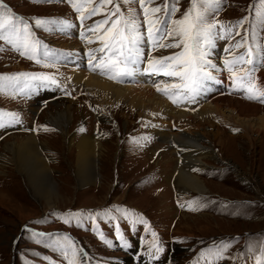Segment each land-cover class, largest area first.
Here are the masks:
<instances>
[{
    "label": "rangeland",
    "instance_id": "obj_1",
    "mask_svg": "<svg viewBox=\"0 0 264 264\" xmlns=\"http://www.w3.org/2000/svg\"><path fill=\"white\" fill-rule=\"evenodd\" d=\"M0 3L31 26L34 38L44 46L41 52L47 50L55 57L54 60L42 59L41 63H36L39 56L28 59L0 40V74L44 73L54 75L57 81V85H50L48 90L37 87L31 91L24 89L26 94H21L20 89L24 88V81L27 80L21 77L18 86H8L0 91V123L5 125L0 127V161L5 156L10 158L5 146L13 136H33L47 144L41 156L52 167L46 180L49 182L43 185V190L38 189L37 194L27 187L11 158V162H0V171L5 172V175L0 174V264H69L60 251L53 250L56 242L65 235L75 242L76 249L79 245L87 250L84 258L81 253L78 258L69 253V259H77V264L79 259H84V264H116V257L122 255L117 246L128 241L127 232L119 231L123 236L121 241L117 238V232L104 231L101 226L107 218L105 212L118 220L133 217L143 222L144 219L151 221L153 227L148 231L150 234L155 232L156 237L144 236L139 254L147 252L150 256H158V259H154L156 264H257L256 257L260 252L256 251L253 255L250 249L264 247V125L260 126L264 111L255 116L259 121L255 126L259 127L262 134L259 138L252 134L249 138L235 124L232 126L225 121L219 122L212 114L208 115L206 121L213 127L206 130L209 139L205 138L202 142L207 147L211 146L214 153L212 156H203L202 168L192 170L194 175L205 181L208 193L192 191L180 195L175 187L173 177L176 171L173 166H176L175 158L181 159L177 149L183 143L173 136H170L172 139L161 137L154 128L158 130L159 124L164 122L169 124L164 125V128L171 133L193 130L198 119L193 117V125H190L186 119L174 121L172 116H162L157 110L141 114L142 109L112 95L105 97L102 102L104 97L98 96L90 88L85 89L81 86L82 82H77L75 68L68 65L74 62L77 55L84 60L88 52L103 56L107 64V52L97 50L104 48L111 40V34L105 35L111 27V20L103 26H98L97 22L109 19V14L118 4L125 16L129 15L130 9L135 10L134 17L139 23L142 40L136 46L141 55L140 69L147 68L145 66H149L150 61V66L157 69L156 62L161 61L162 57L174 56L182 51V47L161 45L175 42L167 32L180 27L173 22L183 19L192 0H151L150 3L145 0V8L160 9L155 14L149 12L148 16L154 22H163V26L160 25V35H163L160 43L155 40L156 37L159 39L155 35V26L152 41L149 42L148 25L145 24L139 0H112L111 4H105L104 0H75L80 12L75 11L68 0H0ZM92 8L98 9L94 15L90 14ZM261 12H264L261 0H219L209 12L207 22L216 25L215 35L202 50L207 61L212 58L206 67L212 86H208L207 95L198 90L206 104L225 96L264 107V103L259 100L247 98L249 89L253 90L251 94L257 95L264 91V22ZM82 14L88 18L81 21L79 17ZM34 18L55 23L47 29L36 27ZM242 19L244 23L237 24ZM62 24L64 27H60ZM237 42L243 46L237 48ZM75 45L78 52L72 49ZM152 45L154 50L148 51ZM207 45L215 47L211 57L206 55ZM250 48L252 54H249ZM63 52L72 54L65 56ZM245 55L247 60L254 58L257 65L247 63L246 59L236 62L237 57ZM221 56L226 59L213 58ZM161 63L165 66L159 68L158 72L151 71L157 78L138 81L137 88H152L153 93L163 100L166 96L158 94L157 88L166 89L165 101L173 109L184 110L176 105L180 97L173 93L186 95L184 85L188 81L182 79L175 83L173 80L177 76L163 74L166 70L177 71V61ZM46 64L54 66L46 67ZM81 70L87 71L83 66ZM92 71L95 70L91 69L89 73ZM100 72L98 70L97 74ZM220 75L225 76V79L221 80L223 77ZM126 79L124 83L135 84L129 77ZM170 96L172 99H169ZM198 107L200 105L190 106L189 109L194 114ZM64 108H69L73 115L62 126L67 129V136H72L78 143L82 134H86L101 142L103 147L99 158L100 177L86 182L84 186L76 179L73 149L67 147L64 135L56 123L50 120L52 117L57 118L56 113ZM152 116L156 122L150 120ZM81 128L84 130L80 131ZM214 133L216 138L223 135L222 144L214 139ZM172 150L173 154L169 153ZM159 156H162L161 161L156 163ZM2 162L6 169L1 165ZM53 184L54 191L59 192L55 199L57 207L48 208L42 196L53 191ZM1 192L7 194L11 201ZM78 210L85 215L89 211L93 215L97 210L101 212L95 230L89 220H85L83 226L63 222L68 212L75 213ZM175 229L183 234L176 235ZM37 233L43 235L37 237ZM101 234L111 240L112 245L116 243L108 246L100 238ZM137 238L133 237L139 243L140 238L139 241ZM37 239L42 242L37 243ZM170 243L174 246L171 247ZM225 245H228L225 251H217ZM156 246L163 247V252H157ZM173 249L176 250L173 252ZM126 263L127 260H119V264Z\"/></svg>",
    "mask_w": 264,
    "mask_h": 264
},
{
    "label": "bare ground",
    "instance_id": "obj_2",
    "mask_svg": "<svg viewBox=\"0 0 264 264\" xmlns=\"http://www.w3.org/2000/svg\"><path fill=\"white\" fill-rule=\"evenodd\" d=\"M76 46L77 45H75V47L72 48L74 52H78V47ZM214 51H215L214 46L207 45L206 55L208 57L214 54ZM64 53L65 52H63V54ZM242 53L245 54V51H242ZM59 54L61 55V53ZM96 54L94 53L90 54L88 52L86 54V58H88L89 61L85 65H83L84 60H82L79 55L74 57L75 58L74 62L68 63V65L71 68H75L74 74H75L76 79H78L77 82L79 83L82 82L81 86H83L85 89L90 88L93 91H95V93H97L98 96L104 97L102 99V102L105 101V97L112 95L113 97L117 99L120 98V99L126 100L129 104L137 107L138 109H142L141 114H144V113L147 114L148 110L149 111L157 110V111H160V114H162V116L163 115H165L166 117L172 116L174 121L178 119H182V118L186 119L190 125L191 124L193 125L192 123L193 117L198 119V123L195 124V127H193V130H184L181 132L171 133L170 130L168 129L166 130L164 128L165 127L164 125H169L164 122H161L159 124V127L161 129L159 128L158 130H156V128H154V130L157 131V133L161 135V137H164L166 139H172L170 138V136H173L174 138H177L179 142L183 143V145L181 144L180 146L178 145L179 147L177 146L178 147L177 151L181 159H179V157L178 159L175 158L176 166L175 167L173 166V170L176 171L175 176L173 177L175 178V182H176L175 187H176V191L180 195H184V194L187 195L189 194V192H192V191L208 193L205 181L201 180L200 177H197L196 175L192 173V170L203 167L204 165L203 156L204 157L212 156V153H214L213 149L210 148L211 147L210 143H209L210 147H207L202 142L203 140H205V138H208L207 137L208 133L206 130L208 128L213 127L212 126L213 124L210 125L206 121L207 119L206 117L208 115L212 114L213 116H215V119L219 120V122L225 121L224 123L227 122L228 124H232V126L235 124L234 126L240 127L241 130H243V135H247L248 137L251 134L255 135V137H258V138L261 137L262 135L260 130H258L259 127L256 128L255 126L257 122L259 123L257 117L255 116H257V114L260 111H264V107L262 106L248 103V102L242 101L234 97H225V96L219 97V95H218L219 98L215 99L213 103L210 102L209 104H206L204 102V99L201 97L199 93L195 95L194 99L185 98L186 95L181 94V93H178V94L173 93L174 95H177L178 97H180L179 99L180 101L176 105L179 107L185 108L184 110L173 109L170 106L171 104L169 105L166 102L167 101L166 100L167 99L166 89H160V91L157 92L158 94H162L163 96H166V98H164L163 100L159 95L153 93L152 88H149V87L148 88L143 87V89L137 88L138 81L148 80V78H151L152 80L154 78H157L155 77L154 73H151V71H145L146 69H153L154 66L151 67L149 64V66H145L147 68L140 69L142 67L140 63L141 61H139L141 58V55H139L136 58L135 63H133V66L130 64L129 67L132 69L131 75H127V76L120 78L117 74L118 69H113L111 71L107 70V67L109 65V59H108L109 56L107 57V64H106L105 63L106 61L104 62V59L102 58L103 56H98ZM105 54L107 55L108 53H105ZM221 57L225 58L223 56ZM213 58H216L218 60L219 57H213ZM211 59L212 58H210L209 61L207 62H212ZM244 59L247 60L246 55ZM70 64H73V65H70ZM121 65L124 66L123 64ZM82 66L87 71L81 70ZM97 66H99V68H97ZM155 67L159 71L160 67L158 65H155ZM101 68H105V71L97 74V71L98 70L101 71ZM91 69L95 70L91 72L94 74L89 73V70ZM180 70L181 69L178 68L177 71H180ZM204 71L206 72V68L204 69ZM128 77L135 84L124 83L125 79ZM209 79H210L209 77H205L201 80L199 84V90L201 94H204V95L208 94V86L209 87L212 86L211 85L212 83L209 81ZM178 80H182V77L177 76L175 77L173 81L176 83ZM160 83H162V81ZM159 86H161V84ZM196 105H200V107L197 108L198 111L196 113L192 114L191 113L192 109L190 111L189 108L190 106L195 107ZM56 115L58 116L57 118L52 117L50 118V120L53 123H56L57 127L60 129V132L64 135V142L67 145V147H71V149H73L72 158H74V162H75L74 167H75V175H76L77 181L79 182L81 186H84L86 185L85 184L86 182L89 183L90 181L92 182V180L98 179V177H100L99 158L102 155V151H103L101 142L93 139L91 136L82 134V136L78 140V143H76L72 136H67V132H68L67 129H63L62 127L64 121L66 119L67 120L70 119L73 116L70 109L64 108L58 111ZM154 118L155 117L151 118L150 120L152 122H156ZM103 119H105V116ZM263 125H264V117L260 118V126H263ZM215 126H217V124H215ZM231 138H234V137H232L231 135ZM214 139L215 140L217 139L218 144H222L224 142L223 135L222 136L220 135V137L216 138V135L214 133ZM46 145L47 144L42 143L41 141L37 140L33 136H27V137L13 136L12 140H10L9 143L5 146L7 148L6 150L10 152V158L15 164V169L17 170L18 173H20L23 176L27 187L35 190V193L37 194H39L38 189L43 190V185L49 182V181L46 182V180L48 178L49 172L52 170V167L46 164L44 158L41 156V151L44 148H47ZM173 150L169 153L173 154ZM210 150L211 152L207 153V151H210ZM205 152L207 153L206 155L204 154ZM217 154L219 156V153ZM10 158L5 156L4 159L2 158L1 161L6 162L7 160H9L11 162ZM161 158L162 156H159L157 158L156 163H159L161 161ZM3 162L1 165L6 169L7 167L4 165ZM2 173H4L5 175L4 171H0V174ZM8 176L9 174L7 175V177ZM54 186L55 185L53 184V191L51 193H47L44 196H42L46 199L48 208L57 207L55 204V199L58 197L59 192L58 190L54 191L55 189ZM3 194L4 193L1 192V195ZM7 196H8L7 194H4V197H6L9 200ZM185 215L186 214L184 212L183 216ZM175 232H176V235H178L179 233L183 234L179 229L177 230L175 229ZM135 247H139L137 242H135ZM134 252H135V255H137L136 251ZM138 258H142V256L139 255ZM130 259H132V257L128 256V257H123L122 259H120V261L127 260V263H128Z\"/></svg>",
    "mask_w": 264,
    "mask_h": 264
},
{
    "label": "snow or ice",
    "instance_id": "obj_3",
    "mask_svg": "<svg viewBox=\"0 0 264 264\" xmlns=\"http://www.w3.org/2000/svg\"><path fill=\"white\" fill-rule=\"evenodd\" d=\"M141 9L144 11L145 15V24L148 25V38L149 42L153 38V29L155 26V35H160L162 28L160 25L162 21H153L148 18L149 12L155 14L160 11L159 8H145V0H139ZM150 3L151 0H148ZM219 0H192L189 10L185 13L182 20L174 21V25H179L180 27L173 28L169 32V37L172 38L175 42L169 43L166 45H161V47H176L181 48L182 51L177 53L174 56L162 57L161 61H177L176 67L181 69L180 71H164L165 76H181L182 79L188 81L184 87L187 89L186 97L188 99H194L195 95L198 94L199 84L201 80L205 77L210 78V74L205 72L204 69L207 67L208 62L205 59V53L203 52V47L205 44H210L212 42V37L215 35L214 29L215 24L207 22V17L209 12L214 9ZM68 3L71 4L75 11L80 12V7L77 6L75 0H68ZM105 4H111L112 0H104ZM261 3L264 4V0H261ZM168 10V9H166ZM98 9H90V14L94 15ZM171 11V10H169ZM119 13V15H117ZM135 10L130 9L129 15L125 16L121 13L120 7L117 4L113 11L109 14V19L98 21V26H103L109 23L111 20V27L106 30L105 35L111 34V40L105 45L104 48L98 49L97 51L104 52L106 51L109 54V65L107 67L108 71L113 69H118V76L120 78L131 75L132 69L129 67L130 64L135 63L136 58L140 55V50L136 47L137 43L141 40V32L138 21L134 17ZM262 22H264V12L260 13ZM112 16H115V19H111ZM81 21L88 18V16L81 15L79 17ZM36 27L48 28L52 25L53 21H47L41 18H34ZM246 19V18H244ZM244 19L237 21V24L242 25ZM92 30V29H90ZM83 35V34H82ZM239 35V33H237ZM103 39L104 37H100ZM247 39V38H245ZM0 40L4 41L8 45H11L13 50L18 51L21 56L27 57L28 59H33L36 56H39V59H36V63H41V60H54L55 57L52 53L47 50L40 51L44 46L42 42L34 38L31 26L24 21L23 18L14 16L11 13L10 9H7L5 5L0 3ZM91 43V41H89ZM243 45L237 42L236 47L240 48ZM249 54H252L251 48L249 49ZM254 55V54H253ZM183 58L178 60L177 58ZM244 57H237V61H242ZM157 61L156 63L160 68H163L165 65ZM152 61H150L151 65ZM228 64V61H225ZM247 63H254V58L247 60ZM123 64L124 67L120 68L119 66ZM46 67H53L54 64H46ZM169 68L172 65H168ZM101 71L104 72L105 68H101ZM145 71H157L158 69H146ZM26 77L27 80L24 81V88L20 89L21 94H26L24 89L29 91L34 90L37 87H48L50 85H57V81L54 75L44 74V73H16V74H0V91H3L8 86H18L20 83V78ZM173 87H179V85H173ZM160 91L159 88H157ZM252 89H249L250 94L248 99L250 100H259L261 103H264V91H260L259 94H251ZM169 99H172L170 96ZM175 103L176 101L173 100ZM18 122V121H17ZM3 123H0V127H4ZM84 129L81 128L80 131ZM234 131H238L235 129ZM194 203V202H193ZM192 206L191 204L189 205ZM119 211V208H117ZM107 214V212H105ZM101 215V212L97 210L95 214L91 211L87 215L83 211L78 210L77 212H68L66 218H63V222L66 224L75 223L77 226H83L85 220L92 222L93 230H95V224L97 217ZM40 235L37 233L36 236ZM152 236L155 238L156 233L153 232ZM100 238L108 246H113L112 241L100 235ZM117 238L123 241V236L119 233L117 228ZM37 243H41L40 239L36 240ZM124 247H129L130 245L127 242H123ZM228 245H225L222 249L217 250L225 251ZM54 251H60L63 259L68 260L69 264H77V259H69V253H72L73 257H79L82 250L75 248V242L71 241V238L64 236L62 240L56 242V246L53 248ZM163 247L156 246L157 252H163ZM256 251L260 252V255L256 257L257 264H264V247L256 246L253 249H250V252L255 255ZM223 258V257H221ZM47 259V258H46ZM86 259V258H85ZM151 259H158V256H150ZM79 264H84V259H79Z\"/></svg>",
    "mask_w": 264,
    "mask_h": 264
},
{
    "label": "crops",
    "instance_id": "obj_4",
    "mask_svg": "<svg viewBox=\"0 0 264 264\" xmlns=\"http://www.w3.org/2000/svg\"><path fill=\"white\" fill-rule=\"evenodd\" d=\"M222 57H219V59H221ZM107 221V229L111 230V231H115V228H114V220H106ZM132 227V226H130ZM136 235L140 236L141 235V232L140 233H136ZM129 263V262H128Z\"/></svg>",
    "mask_w": 264,
    "mask_h": 264
}]
</instances>
